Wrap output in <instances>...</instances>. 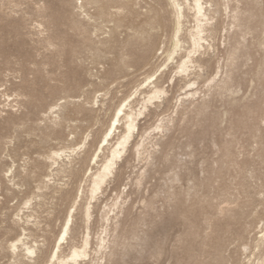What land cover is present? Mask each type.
Masks as SVG:
<instances>
[{
	"label": "rangeland",
	"instance_id": "1",
	"mask_svg": "<svg viewBox=\"0 0 264 264\" xmlns=\"http://www.w3.org/2000/svg\"><path fill=\"white\" fill-rule=\"evenodd\" d=\"M216 1L217 27L209 42L219 49L223 41L226 47L221 49V54L231 48L238 54L235 47L241 44L233 81L231 77L228 81L239 94L224 101L214 98L197 107L195 100L199 95H196L179 105L176 97L182 91L172 84L167 87L169 96L163 102L161 100L158 106L150 105L144 115L138 116V130L134 131L128 150L118 160L115 176L99 195L105 194L103 200L93 201L89 254L80 264L242 262V247L251 243L260 225L258 220L264 216V200L260 198L264 188V142L259 141L264 140V124L261 123L264 74L259 66L264 62L261 48L264 5L249 4L246 0L247 16L238 32L232 30L223 3ZM80 4L83 11L78 12L75 0H0V264L27 263L26 259L12 257L8 241L20 231L21 224L15 223L14 216L18 208L32 198L37 184L43 186L44 175L50 173L46 156L53 149L76 148L78 141L85 144L79 153H73L76 159L66 172L71 176L66 182L68 186L63 183L66 173L49 176L50 187L56 192L41 199L42 207H38L39 225L53 240L79 191V184H85L82 171L85 165H91L89 157L110 123L113 109L161 63L163 58L159 51L155 55L153 50L160 43L165 47L168 43L170 15L163 0H103L98 4L80 0ZM137 9H150V15L160 11L156 15L155 35L151 38L152 51H148L144 61L130 56V49L124 46L126 35L132 30L126 17L131 14L137 18ZM38 23L47 27L51 39L60 46L57 52H43L39 30L35 27ZM241 35L245 36L243 41ZM120 55L129 58L127 67L122 61L118 62ZM207 57L209 63L204 66L214 68L215 58L211 54ZM207 82L208 79H204L200 85L199 81V94L205 89V96L208 95ZM227 91L232 94L231 88ZM97 93L101 94L99 99ZM217 93L219 99H224L219 88ZM61 99L65 103L57 112L44 117L43 113ZM139 106L140 99L134 103L135 109ZM170 108L172 114L181 112V116L176 118L171 130L156 141L157 145L155 137L159 134L151 129L159 122V117L166 120L171 117ZM185 115L187 119L181 124L180 119ZM114 142L115 139L111 144ZM139 144L141 157L146 162L151 155L153 159L138 192L135 183L141 177L135 159ZM158 146L159 151L152 154ZM170 170L178 172L185 186L192 180L196 191L178 194L177 199L167 203L157 200L155 211L148 212L146 227L140 226L138 221L135 226L128 225L125 219L117 235L112 237L109 225H113L114 232V222L122 215L125 205L114 208V214L104 221L102 213L106 204L115 199H124L126 203L120 193L127 191L126 196L131 198L125 212L127 218L139 199H150L161 188V181ZM179 177L172 175L168 184L179 183ZM228 194L237 196L239 204L227 202L225 195ZM190 200L193 203L188 205ZM35 204V199H31L24 214ZM221 205L233 207V213L228 215ZM75 219L80 228L79 215ZM205 222L211 224L208 236L204 235ZM99 237L104 238V246L97 252ZM214 241L218 245L215 246ZM35 257L36 254L33 259Z\"/></svg>",
	"mask_w": 264,
	"mask_h": 264
},
{
	"label": "bare ground",
	"instance_id": "2",
	"mask_svg": "<svg viewBox=\"0 0 264 264\" xmlns=\"http://www.w3.org/2000/svg\"><path fill=\"white\" fill-rule=\"evenodd\" d=\"M103 0H89L90 3L98 4ZM166 8L168 9L169 15H170V23H169V38L167 46L165 47V54L162 56L161 63L152 70L149 74H147L143 80H148L150 78V75L159 73V76L157 80L151 81L150 83H145L144 86H141V83L139 82L134 91L131 92L128 96L122 98L119 103L122 104L124 100H128L127 105H125L124 111L122 115L118 118V122L116 125V128L113 130V135L109 137L108 143L105 145L104 148L100 147V144L98 143L94 151L91 155H95L97 152L99 153V156L97 157V164L96 165H88V167L92 170L93 176L89 179H85V186L89 191V195L87 199H91L90 196V190L92 187V181L95 178L96 174H102L104 164L107 162V160L112 159V152L114 149H116V145L120 143V141L123 139L124 134L128 132V117L133 116V124H134V130L131 135V138L134 136V131L138 130V123L137 118L139 116V113L141 111H144L145 109L149 110L150 105L158 106L161 99L153 100L151 103H146L153 95V93L157 91H163L161 88L166 83L170 85H176L179 87L180 92L176 97V102H180L179 105H182L185 103L187 99H193L197 93L198 87H195L194 89H188V84L185 83V81H189L190 83H193L198 86L199 81H204V72L202 65L209 63V57H198L200 51L204 47V45H200V48L196 49L195 52L191 57L188 56L189 51H192V37L198 36L199 34L196 32V28L200 27L201 30L204 32V36H200L199 39L203 40H210L212 38V35L216 31V23H215V16L218 12V3L216 0H199L201 5V12L200 14L197 13L196 10V3L197 0H163ZM227 0H219L218 2L223 3L224 9L225 5H227L225 2ZM212 4V8H208L207 5ZM83 6V5H82ZM151 10H136L137 18H133L131 14H129L126 17V20L128 22L129 29H132L130 33L126 35V39L124 41V46L128 47L130 49V56H135L137 60H143L146 59V55L152 51L151 50V38L155 35V29L158 25V18L156 17L157 14L160 13V11H157L154 15H150ZM141 17V18H140ZM140 18V20H139ZM207 18V19H205ZM138 20L137 23L135 21ZM157 20V22H155ZM117 23V25H119ZM179 29V36H175L174 33L176 30ZM131 38V39H130ZM179 40V48L176 46V41ZM159 48H155L153 50L154 54L156 55L159 51ZM175 50V55H172V60L169 62L168 55H171V53ZM149 51V52H148ZM124 58L119 56L118 62L123 61ZM188 60V63L184 66V71L181 72L180 68L181 65L184 64V61ZM264 63V62H263ZM202 64V65H201ZM262 64V63H261ZM261 64L259 66H261ZM162 70V71H161ZM193 73L195 74L194 78L190 80V77L193 76ZM212 77L208 78L211 79ZM182 82V83H181ZM169 86V85H168ZM183 86V87H182ZM167 91V89H166ZM137 96V97H136ZM140 99V106L135 109L134 103L137 102ZM56 105H51L50 108L55 107ZM118 107V104L116 108ZM113 119H116L115 113L112 115ZM108 127H111V121L108 124ZM131 138L128 141V146L131 142ZM115 139V142L113 144L112 141ZM101 143H103V135L100 139ZM259 141L264 142L261 138ZM258 141V142H259ZM141 144H139L140 146ZM121 147L119 151L124 154L125 151L128 150L129 147ZM78 147V146H77ZM74 148H68V147H61L58 149L51 150L50 154L47 155V159L50 161V173L44 175L42 181L43 186L36 185L35 186V193L33 194L32 198L26 200L22 206L18 208V212L15 213V223L20 226V231L18 234L11 237L8 241V250L11 253L12 257L15 259H19V257L26 259L27 263L23 264H80V260L84 259L89 254V244H90V221H88L86 218H84L83 215V207H87V200H83V202L80 203V205L77 206V211L74 213L73 216V224L71 227V235L69 238L62 242L59 245V250L57 249V242L59 240V233L63 231L62 226L64 223V220L66 218V214L64 216L61 228L56 235L55 239L52 240L50 238L46 231L40 227V221L37 219L38 215L36 214L38 212V207L41 206V199L46 198L48 195H53L56 190H52L49 183V176H55L59 174H64L66 172H69L71 170L72 164L75 157L73 158V150ZM64 152L65 155L63 157H52V152ZM69 154L71 155V158H69ZM121 158V157H120ZM84 162V161H82ZM116 161V167H117ZM91 163V162H90ZM115 168V174H116ZM115 176V175H114ZM113 177V175H112ZM112 177H109L103 184H101V192L105 189V186L112 180ZM27 178V177H26ZM24 178V180H27ZM111 179V180H110ZM40 188V191H37V188ZM44 188V190H42ZM50 189L52 191H50ZM50 192H49V191ZM76 195H79V191ZM76 197V196H75ZM75 197L73 198L71 204L74 202ZM31 199H35L36 204L34 207H31L30 211L27 214H24V208L25 204L31 202ZM225 199L229 203H235V205L238 203V197L232 196V194L225 195ZM82 200V198H81ZM93 204V202H92ZM71 206V205H70ZM222 210H224L228 215H231L234 211L233 207L226 206ZM104 212L102 213V219L104 221H108V217H104ZM67 213V212H66ZM79 215L82 226L79 228L77 226L76 222V216ZM92 215V213H91ZM33 219V220H32ZM260 223L258 229L255 231L254 237L252 238L251 243L248 242L243 245L242 247V254H244V258L241 263L239 264H247L246 259H253L255 261L256 259H259L262 254H264V248L261 249L260 252L259 249L264 246V239H262L261 236V224L264 222V216H261L258 220ZM40 233V234H39ZM79 236V237H78ZM87 238V247H85L84 240ZM216 239V237H215ZM103 240V237H99L98 239V246L95 249V251L99 252L103 249V246H101L100 241ZM17 243L16 247L17 250L15 253L11 251L10 245L13 243ZM206 245H208L207 241L205 242ZM210 244V242H209ZM213 244L216 246L218 245L216 241L213 242ZM203 245H204V239H203ZM248 247V252L245 253L244 249ZM79 249H84V253L82 256H77L76 259L72 258V252L76 250L77 252ZM29 250L34 251L36 254L35 259H33V256H27V252ZM257 253V255H253L252 253ZM53 255H55V259H53Z\"/></svg>",
	"mask_w": 264,
	"mask_h": 264
},
{
	"label": "clouds",
	"instance_id": "3",
	"mask_svg": "<svg viewBox=\"0 0 264 264\" xmlns=\"http://www.w3.org/2000/svg\"><path fill=\"white\" fill-rule=\"evenodd\" d=\"M245 2H246V0H235L234 3L227 5L228 20L232 24V30L235 29L236 31L239 32L242 25H243L245 17L247 16V13L244 12ZM75 3L77 4V11L80 12V8L82 7V5L80 4V0H75ZM247 3L264 5V0H247ZM233 5L235 7H232ZM37 7L39 8L40 5L38 4ZM233 9H235V12H233ZM233 14H235V19H233ZM38 25H40L38 30H39V38L42 41L43 52H45V53L57 52L60 49V46L51 39L47 27L43 23H38ZM244 39H245V36L241 35L240 40L243 41ZM50 45H53V47H50ZM225 47L226 46L224 43V47L220 46V48L218 49V48L214 47L213 43L208 41V44L204 45V47L202 48V50L200 51V53L198 55V57H206L209 54H211L215 58V66L212 69H208V68H206V66L201 64L203 67L204 79H208V77H212L213 75H215L217 68L219 69V76H218V79L215 81V83L212 86H210V88L205 87L207 92H208L207 96H205V89H202L200 91L199 96L195 100V106L196 107L198 104L204 105L207 102L213 100L214 98L217 100H220V101H224V100L230 99L233 96H236L239 94L236 92V90L233 89V87H232L233 83L229 84L228 81H229L230 77L233 81V76H234L237 64L239 62V50H240L241 44H237L235 47L238 49V54L235 58L234 63H228L227 62V56L230 53H232L233 48L228 49V50L224 51L223 54H221V49H225ZM217 61H218V63H217ZM130 71L133 72L134 69L132 68V69H130ZM194 76H195V74L193 73V76L190 77V80L193 79ZM185 83L189 84L190 82L185 81ZM168 85H170V84L168 83V84L161 87L163 89V91L166 93V95L164 97H162V99H161L162 102H163V100H165L169 96V92L166 91ZM200 85H203V80L200 81ZM217 88L220 89V94L223 95L224 99H222V100L219 99V95L217 93ZM228 88L232 89L231 95H229V93L227 91ZM206 97H207V99H205ZM186 103H192V101H187ZM169 113H170L172 120L174 121V123H173V125H174L176 118L181 116V112H176L175 115H172L171 108H170ZM43 114H44L43 115L44 117L48 116L49 115V109L47 112H45ZM187 115H185L184 119H180L181 124H183L184 121L187 119ZM161 137H162L161 135L156 136L155 137V143ZM158 148H159V146H158ZM158 151L155 150L152 152V154L155 152H158ZM152 159H153L152 155H151V159L147 162L142 157L139 160L135 159L136 168L139 169V176L141 177V179H140L141 183H140L139 188H137L136 183H135V188L138 192L142 189L144 181L147 178V169L151 165ZM166 174H165L163 180L161 181V185H162L161 188L157 192H155L150 199H148V198L139 199L132 206L131 212H129L127 218L125 217V212L128 209V205L130 203L131 198L126 196L127 191L124 192L123 196L126 198V203H125L124 199L121 200V204H123L125 206L122 209V215L118 216L114 222L115 223V231L114 232L112 231L113 225L112 224L109 225V233L112 237H115L117 235V233L119 232V230L122 226V221H124L125 219H127L128 225L135 226V224L138 221L140 226L146 227L147 226L146 220H147L148 212L149 211H155V209L157 207L155 202L157 200L163 199L164 202L167 203V202H170V201L177 199L178 194H184L185 192L189 193L190 189H191V193L196 191V189L193 185V181L188 180L187 185L185 186L184 182L181 181L177 171L170 170ZM82 175H83V171H82ZM114 175H115V170L113 172V176ZM172 175H176L177 177H179V183L172 182L171 185L168 184V181L172 180ZM201 176H203V175H201ZM70 180H71V176L66 173L65 179L63 181V183L65 184L66 187L68 186V184L66 182L70 181ZM125 186L127 187V182H126ZM169 187H171V191H169ZM104 195L105 194H102V197L98 196L97 203H100L101 200H103ZM192 203H193V201H191V200L188 201V205H191ZM217 203H220V202L217 201ZM132 213H135V216H133ZM203 225H204V235L208 236L211 232V224L205 222V223H203ZM125 226H127V225H125ZM261 231H264V229H260V232ZM262 239H264V237H262ZM262 248H264V246H262L258 252H260ZM244 252L245 253L248 252V247H247V251L244 250ZM258 252L252 253V254L256 256ZM246 261H247V264H264V254H262L261 257L259 259H256L255 261H253V259H246ZM149 264H153V262L150 261ZM244 264H245V261H244Z\"/></svg>",
	"mask_w": 264,
	"mask_h": 264
},
{
	"label": "snow or ice",
	"instance_id": "4",
	"mask_svg": "<svg viewBox=\"0 0 264 264\" xmlns=\"http://www.w3.org/2000/svg\"><path fill=\"white\" fill-rule=\"evenodd\" d=\"M207 7L212 8V4H208ZM196 10H197V13L200 14L201 5H200L199 0H197V3H196ZM80 11H83L82 7L80 8ZM225 11L226 12L228 11L227 5H225ZM205 19H207V18H205ZM233 19H235V14H233ZM35 27L39 28L40 25H35ZM196 32L199 35L192 37V51H189V53H188L189 57H191L193 55V53L195 52L196 49L200 48V45L208 44V40L199 39L200 36H204V32L201 30L200 27L196 28ZM93 35H95V33H93ZM174 35L177 37L179 36V29L176 30ZM165 38L167 39V37H165ZM176 46H177V48H179V40L176 41ZM220 46L224 47L223 41L220 42ZM50 47H53V45H50ZM158 48H159V54L160 55L165 54V45L164 44L160 43ZM261 48L264 49V43L261 44ZM172 55H175V50H173L171 55H168L169 62H171V60H172ZM236 56H237V52L235 50L232 51V53H230L227 56V62L228 63H234ZM127 61H129V58L124 57L122 62L124 63L125 67L128 66ZM187 63H188V60H185L184 64L181 65V68H180L181 72L184 71V66ZM260 71L262 74H264V63L261 64ZM158 76H159V73L150 75V78L148 80H146V81L142 80L140 82L141 86L143 87L145 83H150L151 81L157 80ZM218 76H219V69L217 68L216 74L213 75L212 78L208 80L205 87L210 88V86H212L215 83V81L218 79ZM187 87H188V89H193V88L197 87V85H195L193 83H189ZM100 95H101L100 93H97V99H99ZM165 95H166V93L164 91H157V92L153 93V95L151 97H149V99L146 103H151L153 100H156V99H162V97H164ZM197 95H199V93H197ZM205 99H207V97ZM64 103H65V100H62V99L59 100L58 104L55 107L49 108V113H56L57 110L60 108V106ZM127 103H128V100H124V102L122 104H120L118 102V107L113 109L116 119H113L111 116L109 117V120L111 121V127H108L107 125L105 126V131L102 134L103 135V143H101L100 141H97V143L100 144L101 148L105 147V145L109 141V137H111L113 135V130L116 128L118 118L122 115L124 108H125V105H127ZM139 115H141V116L144 115V111H141L139 113ZM172 115H175V113H173ZM133 120H134L133 116L128 117V125H127L128 132L126 134H124L123 139L120 141V143H118L116 145V149L113 150L112 159L107 160V162L104 164L103 173L95 175V178L92 181V187L90 190L91 199H87V197L89 195V191L86 188L85 184L84 183L79 184V195H76L74 202L71 204V206L67 210L66 218H65L63 226H62L63 231L61 233H59V240L57 242V249L58 250H59V245L62 242H65L69 238V236L71 235L73 216H74V213H76V211H77V206L80 205V203H81V198H84V200H87V207L86 208L83 207L84 218H86L88 221L92 220V215H91L92 207H93L92 202L94 200H96L98 198V196L101 194V184H103L105 182V180H107L109 177H112L113 172L116 168V161L119 160L120 157L123 155L119 151V149L121 147H127L128 146V141L131 138V135H132L133 130H134ZM158 120H159V122L154 125V127L151 129V132L158 133L159 135L163 136L171 130L174 121L171 119V117H169L167 120L165 119V117H159ZM261 123L264 124V118H262ZM145 135H149V133H145ZM84 139H85V141H87L88 137L85 136ZM69 140H72V138L69 137ZM75 144H77L78 147H76L72 150L73 153H79L81 151V149L85 148V144L81 143L80 141L75 142ZM156 150L158 151L159 148L157 147ZM64 155H65L64 152L54 151L51 153L52 157H57V156L63 157ZM71 155L72 154H69V158H71ZM98 156H99V153L97 152L95 155H91L89 157L92 165L97 164V157ZM136 157H137V160H139L141 158V148L139 145H137V148H136ZM149 159H151V157H149ZM201 167H203V164L201 165ZM50 170L51 169H49V171ZM8 174L10 175L11 173L9 172ZM201 175H203V172L201 173ZM83 176L85 179H89L93 176L92 170L88 167V164L85 165V167H84ZM48 180H49V183L52 182L50 177L48 178ZM140 183H141V180L137 179L136 185L140 186ZM37 191H40L39 187L37 188ZM123 194H124V192L120 193V195H123ZM189 194H191V189L189 190ZM260 198L262 200H264V188H262L260 191ZM120 204H121V200H119V199H115L114 202L111 204H106L105 212L103 214L104 217H108V216L113 215L114 214L113 209L117 208ZM25 207H28V203L25 204ZM223 207H224V205H221V208H223ZM261 229H264V222H262V224H261ZM261 236L264 237V231H261ZM17 243H19V242L17 241L16 243H13L10 245L11 251L13 253H15L17 250V247H16ZM100 243H101V246H103L104 241L101 240ZM84 244H85V247H87V238H85ZM244 250L247 251V248H245ZM83 253H84V249H79L78 252L76 250H74L72 252V258L76 259L78 255L82 256ZM34 255H35V253L32 250H29L27 252V256H29V257L34 256ZM53 259H55V255H53ZM85 259H87V258L85 257Z\"/></svg>",
	"mask_w": 264,
	"mask_h": 264
}]
</instances>
